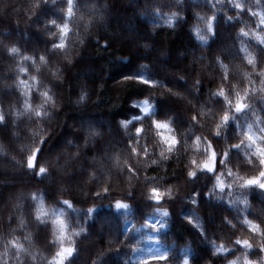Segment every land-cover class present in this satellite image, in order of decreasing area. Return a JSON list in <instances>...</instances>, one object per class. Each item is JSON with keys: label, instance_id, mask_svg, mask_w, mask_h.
I'll list each match as a JSON object with an SVG mask.
<instances>
[{"label": "snow or ice", "instance_id": "1", "mask_svg": "<svg viewBox=\"0 0 264 264\" xmlns=\"http://www.w3.org/2000/svg\"><path fill=\"white\" fill-rule=\"evenodd\" d=\"M196 3L197 0H192L193 6L184 8L183 15L180 14V7H176L175 11L156 7L152 14L163 22L164 27L173 31L189 21L188 30L200 49L213 53L210 57L213 86L205 89L204 81L196 76L189 87V81L182 74L177 79L184 82L186 88L170 87L161 79L149 78L146 74L151 67L139 64L135 74L124 76L123 83L117 81L123 90L130 84L141 85L146 90L145 95L131 100L129 107L133 114L116 121L119 135L126 137V148L121 152L113 150L111 127L107 130L109 140L102 144L105 129L92 122L84 123L81 125L83 136L68 141L63 155L57 157L55 175L50 173L47 162L42 163L47 143L46 125H50L55 118V89L64 83L66 69L74 64V41L81 47L87 43V35L95 21L102 18L107 4L98 5L96 0H87L83 5L80 0H31L28 27L44 41L42 48L40 44L32 49L22 48L13 38L11 30L0 35V264H76L81 244L96 243L90 222L97 219L98 209L77 208L79 200L64 198L65 193L71 189L81 192L85 200L93 195L95 199H110L108 194L113 168L118 176L126 172L131 182V178L138 179L141 157L159 167L181 149L187 155L189 142L194 156L182 172V179L187 184L200 178L207 179L211 187L204 191V199L222 203L229 210L228 215H221L217 225L220 231L214 233L221 238V242L217 243L209 238L203 218L196 215L200 207V191H192L184 200L194 211L182 214V219L196 230L208 246L209 257L204 264H214V260L223 264H262L264 0H206V11L196 7ZM177 4L183 6L184 0H177ZM9 7L7 3L0 5V12L7 16ZM49 9L52 12L47 11ZM84 9L90 15L86 16ZM218 22L231 28L232 41L226 48L214 49L212 42L218 35ZM74 26H79L81 31L74 33ZM160 26L158 23L153 25L154 28ZM23 35L25 40L33 38L32 32ZM107 45L108 41H105L103 47ZM142 47L150 50L148 44ZM54 58L56 63H53ZM61 58L66 63H60ZM161 58L167 59L166 54L161 53ZM205 59L200 57L202 65ZM158 89H164L165 99L180 106L177 111L164 115L158 113L157 100L149 94ZM89 95V91L82 86L79 101L86 103ZM193 96L196 104L190 99ZM185 102L187 113L182 112ZM184 114L189 119L185 120ZM178 119L184 120L185 126L178 127ZM207 121H211L210 125ZM206 126L207 135L196 134ZM180 128L186 130L183 140L176 134ZM150 134L160 145L158 159L155 149L149 151ZM141 140H144L143 145ZM90 146L96 148L95 153ZM124 151L127 157L122 160ZM197 156L200 158L197 159ZM133 157L136 164L132 161ZM89 160L92 163L89 164ZM104 161H108L107 166ZM77 165L81 178L72 189L71 181L76 177L69 173ZM37 178L40 187L33 186ZM148 180L155 182L157 177H145V181ZM98 181L103 183L98 184ZM87 184H94L103 192L95 188L86 189ZM133 195L134 191L130 189L123 198L127 203L116 199L114 209L123 210L125 217L132 215L129 198ZM174 198L172 187H148L145 201L154 208L152 215L159 219L148 223L146 216L143 227L156 234L166 231L171 212L163 205ZM73 216L76 217L75 224L72 223ZM124 223L130 221L125 219ZM225 229L231 233L227 244L223 242ZM128 231L140 233L141 228L133 225ZM237 232L241 235L238 236ZM100 239L104 246H95L88 259L81 264H106L109 256L120 254L121 245L131 255L143 252L139 247L140 241H133L123 229ZM184 244L192 248L191 241ZM162 247L169 248L167 245ZM170 258L168 251L153 249L147 257L132 261V264H172ZM179 264H195V261L185 255Z\"/></svg>", "mask_w": 264, "mask_h": 264}, {"label": "trees", "instance_id": "2", "mask_svg": "<svg viewBox=\"0 0 264 264\" xmlns=\"http://www.w3.org/2000/svg\"><path fill=\"white\" fill-rule=\"evenodd\" d=\"M1 1L0 5H2ZM5 1L8 2L10 7L8 8L7 16L0 12V35L5 31L11 30L13 38L21 44L22 48L32 49L36 44H40L42 48L44 41L41 38L37 39L39 35L34 33V29L28 27V7L31 0ZM14 1L18 2L17 6ZM86 2L87 0H80L82 5ZM155 2L156 0H96L98 5L107 3L109 6L106 19L97 27L91 28L90 33L87 35V43L83 47L74 41L72 53L75 63L68 69L67 73L65 71L64 83L55 89L59 94L68 96L75 94L77 86L81 85L91 93L89 108L86 112H69V116H83L91 120L92 123L104 128L106 135L104 140L101 141L102 144H106L109 140L107 130L111 127L114 136L113 150L117 152H121L126 148L124 142L126 137L122 134L119 135L116 121L130 117L133 114V110L129 107L131 100L140 98L146 94L145 88L141 85L130 84L126 90H123L117 81L123 83L122 78L124 76L135 74L139 64H147L151 67V71L146 74L149 78L161 79L170 87L175 86L181 90L186 88L184 82L177 79L182 74H185L184 79L189 81V87H191L193 77L196 76H199L204 81L205 89L213 86L210 60L213 53L200 49L188 30L189 21L178 25L173 31L164 27L163 22L157 20L149 9L142 7L143 4ZM172 6L180 7L183 10L184 8L192 7L193 4L192 0H184L183 6H180L177 4V0H172ZM195 6L206 11V0H197ZM17 8L19 9L18 12ZM47 11L52 12L51 9ZM79 23L78 21L77 24ZM155 23L161 26L154 28L153 25ZM73 31L74 33L81 31V28L74 26ZM217 31L218 35L214 42H212V47L214 49L226 48L232 41L231 28L218 22ZM25 32H32L33 38L25 40L23 35ZM44 40H47V37H44ZM97 41H99V45ZM105 41H108L107 47H103ZM144 44L150 46L148 53H144L143 49H141ZM168 52H170L169 57ZM161 53H165L167 59H162ZM181 53H183V56H181ZM201 56L206 57L203 65L200 63ZM190 58L197 59V64L192 66L189 63ZM56 62L54 58L53 63ZM59 62L66 63L62 58ZM203 70H207V78L202 76ZM164 91V89H158L149 93L157 100V111L160 115L170 114L177 111L180 107L174 101L165 99ZM190 99H192L193 104H196L197 100L195 101L193 97H190ZM96 101L99 102L96 103ZM187 111L188 105L185 102L182 112L187 113ZM184 119H189V116L184 114ZM210 123L211 121H207V124L210 125ZM185 124L184 120L178 119V127H183ZM146 126L147 124H145ZM132 132L134 133V129H132ZM185 132V129L180 128L176 134L183 140ZM196 134L207 135V126ZM152 135L150 134L148 147L150 152L155 149L158 159L160 145L157 140L151 138ZM143 144L144 140H141V145ZM90 150L93 153L96 152V148L91 146ZM193 156L191 142H189L187 155H185V150L181 149L179 152L174 153L169 161L163 162L159 167L151 165L150 161H145L141 157L138 164V179L131 178V182H129L130 178L126 172L118 176L116 169L113 168L110 178V192L108 194L111 197L110 199H95L93 195L91 198L85 200L81 192L71 189L65 193L64 198L73 197L79 200L80 204L77 205V208H81L82 206V210H86L88 207L98 209L96 213L97 219L90 222L93 241L96 243L81 244V254L76 264H81L83 260H87L95 246H104L103 241L100 239L102 237L100 236V231L106 225H109L106 235L109 233L117 234L123 229L125 235H130L133 241L139 240V247L143 249V252L131 255L128 249L124 245H121L120 254L109 256L106 264H132V261H138L141 257H147L153 249L168 251L172 264H179L185 255H187L189 260L192 258L195 264H204V261L209 257L208 246L202 242L196 230L182 219V214L194 211L193 207L190 204H186L184 200L192 191H200V207L196 210V215L203 218L209 238L215 239L217 243L221 242V238L214 235V233L220 231L217 225L219 224L221 215H228L229 210H226L222 203L204 199V191L211 187L207 179L200 178L198 181L188 184L182 179V172L189 166L188 161ZM126 157L127 152H122V160ZM196 158L199 159L200 157L197 156ZM132 161L134 164L137 163L135 157L132 158ZM88 163L90 164L92 161L89 160ZM104 164L107 166L108 161H104ZM106 170L107 167H105ZM173 171L176 173L175 176H173ZM69 175L76 177V180L71 181L72 189H75L81 178L79 166L70 170ZM145 177H157V180L155 182L151 180L146 182ZM18 178L22 179V177ZM84 179L86 180L87 178L85 177ZM65 180H67V177ZM97 183L103 182L98 181ZM146 184L147 186H145ZM151 186L162 189L172 187L175 197L174 200L168 201L163 205L164 208H167L171 212V218L169 228L166 231L161 230L159 234H156L147 227H143L146 223L143 218L146 216L148 217V223H155L156 219H159V217L152 215L154 208H151V204L145 201L148 187ZM93 188L103 192L102 188H97L94 184L86 185V189ZM130 189L134 191V195L129 198L132 204V215L129 214L125 217L123 210L116 211L114 209V204L116 199H121L122 202L127 203L128 201L123 198ZM94 200L95 203H93ZM48 204L51 205L52 201L49 200ZM125 219L130 221V223L125 224ZM72 223H76L75 216L72 217ZM101 224L103 225L102 228ZM133 225L136 228H141V232H129L128 230ZM230 235L231 233L225 229L223 236L224 243H228ZM237 235L239 236L241 233L237 232ZM185 241H191V249L184 244ZM162 245H167L169 248L165 249ZM214 264H223V262L214 260Z\"/></svg>", "mask_w": 264, "mask_h": 264}, {"label": "clouds", "instance_id": "3", "mask_svg": "<svg viewBox=\"0 0 264 264\" xmlns=\"http://www.w3.org/2000/svg\"><path fill=\"white\" fill-rule=\"evenodd\" d=\"M142 7L149 9L151 12H153L156 7L173 11L176 10V7L172 6V0H156L155 3H146L143 4ZM83 11L86 16L90 15L87 9H84ZM108 11L109 6L107 5V7L102 11V18L97 19L92 28L97 27L105 21L106 13ZM180 14L183 15V10H180ZM153 34L155 33L153 32ZM141 49H143L144 53H148L149 51H146L143 47ZM169 55L170 52H168V57ZM69 68H71V66L66 69V73ZM81 87V85H78L75 94L68 96L61 95L58 91H56L57 101L55 109L53 110L55 112V118L51 121L50 125H46L47 132L45 133V136L47 138V143L44 145L45 160L42 161V163L47 162V167L53 175L56 174V169L54 167L55 161L57 157L63 155L68 141H75L82 137L83 132L81 125L91 122V120L86 119L83 116H69V112L84 113L89 108L88 105L91 100V93L89 92L90 95L88 101L86 103H81L79 101V90ZM81 149H83V144H81ZM81 154L83 155V152ZM33 186H41L38 183V178L36 181H33ZM262 264H264V258H262Z\"/></svg>", "mask_w": 264, "mask_h": 264}, {"label": "rangeland", "instance_id": "4", "mask_svg": "<svg viewBox=\"0 0 264 264\" xmlns=\"http://www.w3.org/2000/svg\"><path fill=\"white\" fill-rule=\"evenodd\" d=\"M18 1V0H17ZM17 1H14L15 3H16V6H17ZM4 3H7L8 4V2L7 1H5V0H2L1 1V4L3 5ZM18 8H17V12H18ZM2 13V12H1ZM16 14V13H15ZM38 38H40V36L39 37H37V39ZM197 59L195 60L194 58H190V60H189V63L192 65V66H194V65H196L197 64ZM205 65H206V62H205ZM207 68H208V66H207ZM207 70H203V73H202V76H204V78H207ZM193 98L195 99V101H196V98H195V96H193ZM108 228H109V225H106L105 226V228L104 229H102L101 231H100V236H105L106 235V233L108 232ZM100 230V229H99Z\"/></svg>", "mask_w": 264, "mask_h": 264}]
</instances>
